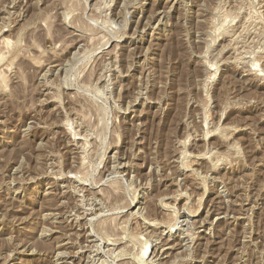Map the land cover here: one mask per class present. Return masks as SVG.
<instances>
[{"label":"rangeland","instance_id":"rangeland-1","mask_svg":"<svg viewBox=\"0 0 264 264\" xmlns=\"http://www.w3.org/2000/svg\"><path fill=\"white\" fill-rule=\"evenodd\" d=\"M0 45V264H264V0H0Z\"/></svg>","mask_w":264,"mask_h":264},{"label":"bare ground","instance_id":"bare-ground-1","mask_svg":"<svg viewBox=\"0 0 264 264\" xmlns=\"http://www.w3.org/2000/svg\"><path fill=\"white\" fill-rule=\"evenodd\" d=\"M3 38V37H2ZM1 41H3L2 43L5 45V46H9V43L11 42V39L10 38H5L4 37V39H2ZM11 45V44H10ZM1 46V45H0ZM5 46H4V48H5ZM79 47V46H78ZM8 48V47H7ZM3 50V49H2ZM1 50V51H2ZM9 50V49H8ZM2 54V53H1ZM0 58H2V56L0 55ZM253 73V72H252ZM253 74H255V73H253ZM257 75H258V72L256 73ZM257 77V76H256ZM1 79V78H0ZM190 164V163H189ZM164 205V204H163ZM164 208V207H163ZM89 235V234H88Z\"/></svg>","mask_w":264,"mask_h":264}]
</instances>
